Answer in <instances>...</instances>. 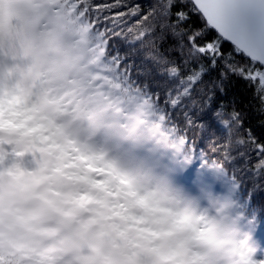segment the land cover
<instances>
[{"label":"clouds","instance_id":"1","mask_svg":"<svg viewBox=\"0 0 264 264\" xmlns=\"http://www.w3.org/2000/svg\"><path fill=\"white\" fill-rule=\"evenodd\" d=\"M58 0H0V264H264L242 201L61 131ZM67 2V0H65ZM63 8V4L60 5Z\"/></svg>","mask_w":264,"mask_h":264},{"label":"snow or ice","instance_id":"2","mask_svg":"<svg viewBox=\"0 0 264 264\" xmlns=\"http://www.w3.org/2000/svg\"><path fill=\"white\" fill-rule=\"evenodd\" d=\"M96 72L264 233V0H71ZM216 189V188H215Z\"/></svg>","mask_w":264,"mask_h":264},{"label":"rangeland","instance_id":"3","mask_svg":"<svg viewBox=\"0 0 264 264\" xmlns=\"http://www.w3.org/2000/svg\"><path fill=\"white\" fill-rule=\"evenodd\" d=\"M61 4H63V8L60 7ZM53 10L60 12L61 17L63 19H66L70 16L71 7L67 6V2H65V0H58V2L53 5ZM67 28L65 29L66 31ZM84 55L86 54L84 53ZM73 63L74 60L72 59V61L66 66L64 75L58 81V83H61V91L57 89L56 101L60 105V112L63 119V124L61 125L62 133L67 136L69 140L82 144L86 150L93 153L114 152L111 147L119 143L124 151L121 152L123 154H117L125 161H131L140 167L152 169L158 172H178L176 167H167L164 165V167H162L160 165H157V161L153 153L147 152L142 147L137 146L140 145L139 139H143L144 135L146 134L140 132L135 136L136 121L133 120L136 119L135 117H132L131 119H129V121H126L127 127H114V130L110 131L107 129V127H103L102 122L97 119L95 115H92L91 117L84 110H80V101H78L77 103L70 101L73 96V92L72 83H70L69 80L71 78H79L82 71L80 68L74 66ZM58 83L57 85H59ZM124 117L127 120L128 115L125 114ZM75 121H77V123H74ZM88 129L91 130L92 133H90ZM113 131H117V134L115 136L113 135ZM126 132L129 136L134 137L135 140L130 141L129 139H131L132 137L126 136ZM99 137L107 138L108 141L102 143L101 140H98L101 139ZM114 139L116 141H114ZM129 157H132L133 159L129 160ZM199 177L200 176L196 171L194 174L189 175V181L193 182L196 178Z\"/></svg>","mask_w":264,"mask_h":264},{"label":"trees","instance_id":"4","mask_svg":"<svg viewBox=\"0 0 264 264\" xmlns=\"http://www.w3.org/2000/svg\"><path fill=\"white\" fill-rule=\"evenodd\" d=\"M70 2H71V1H70ZM69 4H70V3H69ZM73 18H74L77 22H79L78 19H77L74 15H73ZM78 25H79V24H78ZM81 26H82V25H81ZM112 94H113V93H112ZM114 101L117 102V103H119V101L122 102V103H123V106H125V108H126L128 111L131 112V114H133V115L137 114L138 117H140L141 120L139 119V121L142 123V126H143L144 128H147V129H149V130L152 129L151 126H150V124L148 123V118H147L146 116H144L143 114L137 112V111L135 110V108H134L133 106H130L125 100H122V99H119V98L115 97V98H114ZM116 105H118V104H116ZM131 114H130V115H131ZM147 131H148V130H147ZM150 132H153V134L157 135V134L153 131V129H152ZM94 140H95V139H94ZM98 140H101V139H98ZM101 141H102V140H101ZM96 142H99V141H96ZM102 143H105V141H102ZM145 144H146V148H148V146H147V142H145ZM152 144H153L154 146H159V147H161V145H165V148L171 150V148H170L167 144H165L164 142H162L161 139H155V140L153 141ZM171 151H172V150H171ZM179 160H180L179 163H181V158H180V157H179ZM191 167H192V168H195V169L197 170L198 175L200 176V177H199V180H203V177H205V179H206V178L209 179V182H207V183H212V177H211V175H210L209 173H207L206 171H204V170L201 169V167H200V162H199V161L194 162V164H192ZM215 188H216L217 191H221V189H220V187H219L218 185L215 186ZM262 202H264V196H261L260 193H257V198H256L257 207H259V205H260ZM261 235H264V233H262Z\"/></svg>","mask_w":264,"mask_h":264}]
</instances>
